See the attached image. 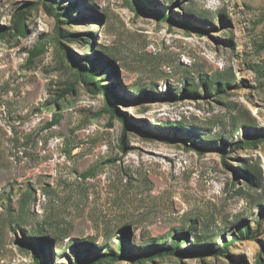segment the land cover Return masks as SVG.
Masks as SVG:
<instances>
[{
    "label": "rangeland",
    "instance_id": "rangeland-1",
    "mask_svg": "<svg viewBox=\"0 0 264 264\" xmlns=\"http://www.w3.org/2000/svg\"><path fill=\"white\" fill-rule=\"evenodd\" d=\"M3 28L0 264H35L40 229L44 264L149 256L178 236L198 251L116 264H264V0H0ZM246 132L259 140L240 144Z\"/></svg>",
    "mask_w": 264,
    "mask_h": 264
},
{
    "label": "trees",
    "instance_id": "trees-1",
    "mask_svg": "<svg viewBox=\"0 0 264 264\" xmlns=\"http://www.w3.org/2000/svg\"><path fill=\"white\" fill-rule=\"evenodd\" d=\"M142 8H144L146 11H149L147 9L146 6H144L143 4H140ZM48 11H53V8L50 6H47ZM32 10V5H27L25 8H22L18 11V13L16 14V30L17 32H21L24 33V21L27 18V16L29 15L30 11ZM156 11V10H155ZM154 13H157L155 12ZM53 13V12H52ZM55 13V12H54ZM63 15V13H57L58 17H61ZM164 20H168V15L165 16H161ZM179 24H182L185 28H192L193 24L188 21H181L178 22ZM8 29L3 28L0 30V36L1 37H5L6 35H8ZM68 36H72V34H68ZM57 42H60V40L58 39ZM101 50H103V48L98 47L96 52L99 54L101 53ZM106 50V49H104ZM43 52V48H37L36 51H34V55L32 57L36 58L38 57L41 53ZM78 76L85 82L88 83V81L92 78L95 77V71L94 68L91 67V69H87L84 67H78ZM201 80H203L202 82V86L204 87L206 92H210L212 87H214L215 91L217 94L223 93L225 92V87H229V82H219L216 80H208L206 79L204 81L203 78H201ZM194 86V84H192ZM215 85V86H214ZM100 90L104 91V93L108 96V112L111 114L112 117H118L120 120H122L125 124L126 129L129 127V122L127 117L122 114L112 103V101L109 99V96H114V91L112 87L109 86H100L99 88ZM73 91V88L66 90V93H71ZM186 93L189 94H196L198 93L197 90L192 89H187ZM142 99H145L142 98ZM141 100V99H140ZM137 100V101H140ZM61 121V115L60 114H55L54 116V120L49 124V127H54L56 125H58ZM125 129V130H126ZM125 134V131H124ZM257 133H255L253 136H250L248 134V132H246L244 139L241 141L240 144L244 143V142H255L256 140H259V137L256 136ZM162 139L167 140V137H162ZM122 142H124V136L122 137ZM248 172L251 171L252 174L257 177L256 175V169L252 166H249V164H246L243 166ZM245 174H248L245 172ZM94 175L93 171H87L83 174V176L85 178L90 177ZM28 198H31L32 194L31 192L27 193ZM238 229H242V226H239ZM25 232V231H24ZM240 237L236 236V234H233V237L231 239V241H227L225 240L224 242V248L218 249L215 251L216 255H221L224 256L225 253L229 250V247L232 245V243H234L237 240L240 239H249L248 237H251L250 234V229L248 227V225L246 224L243 228V230H240L239 232ZM220 237L223 236L221 235ZM253 237V236H252ZM26 238L29 239H37L36 244L33 241H29L27 242L30 249H32V254H33V259H34V263L35 264H44V247H45V242L46 240H48L45 236H42V232L41 229L38 230V236L36 235H32V236H28ZM183 241V243H186V241L182 240V238L180 236L177 237V240H175V242L171 245L166 246L165 248H159L158 246L156 247V249L152 252V253H148L149 256H144L141 254L138 255H130L127 254L125 252H122V254H117L113 251H109V252H90L87 255H84L82 252L81 254L77 257V260L74 262H70V264H116L122 257H130L132 260L134 261H143L148 259H153L156 256H160V257H165V256H187V255H193L195 254L198 250L196 248H189L188 250L182 252L181 248L179 247V243ZM122 245V244H121ZM158 245V244H156ZM122 250H125L123 245H122ZM200 251V250H199ZM209 250H203V252H208Z\"/></svg>",
    "mask_w": 264,
    "mask_h": 264
}]
</instances>
